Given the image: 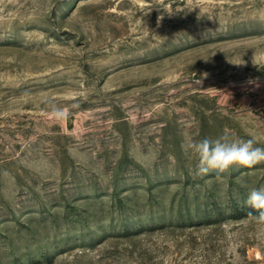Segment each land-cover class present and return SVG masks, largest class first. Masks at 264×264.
Returning <instances> with one entry per match:
<instances>
[{"label":"rangeland","instance_id":"rangeland-1","mask_svg":"<svg viewBox=\"0 0 264 264\" xmlns=\"http://www.w3.org/2000/svg\"><path fill=\"white\" fill-rule=\"evenodd\" d=\"M226 130L264 148V0H0V264H264V162L184 151Z\"/></svg>","mask_w":264,"mask_h":264},{"label":"clouds","instance_id":"clouds-1","mask_svg":"<svg viewBox=\"0 0 264 264\" xmlns=\"http://www.w3.org/2000/svg\"><path fill=\"white\" fill-rule=\"evenodd\" d=\"M255 143L254 139H241L226 130L216 139L188 137L183 147L198 160V174H207L210 170L222 174L234 165L252 168L264 162V148L256 147ZM246 203L257 211L253 217L256 223L264 225V187L251 189Z\"/></svg>","mask_w":264,"mask_h":264}]
</instances>
